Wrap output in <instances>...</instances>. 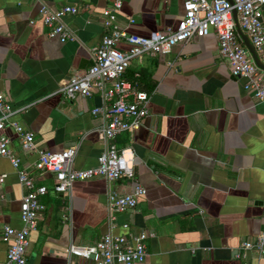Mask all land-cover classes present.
<instances>
[{"label": "crops", "instance_id": "obj_1", "mask_svg": "<svg viewBox=\"0 0 264 264\" xmlns=\"http://www.w3.org/2000/svg\"><path fill=\"white\" fill-rule=\"evenodd\" d=\"M183 2L123 0L117 20L128 33L149 36L175 28ZM46 3L79 7L63 17L73 40L61 42L47 34L38 0H0V93L21 108L15 119L33 133L36 151H23L12 129L5 134L22 166L34 162L39 150L73 146V167L86 169L96 165L105 148L104 119L92 110L110 101L98 90L75 100L60 90L92 65V48L103 34L101 22L111 0ZM125 76L149 94V114L139 128L116 137L118 146L132 149L134 178L76 180L70 194L61 195L52 190V173L33 171L48 191L41 198L46 208L29 235L27 264H93L67 256L65 248L94 244L110 229L153 234L145 240V260L137 264H264L255 252L241 248L264 228V104L231 75L219 56L215 32L166 53L134 58ZM2 174L0 264L7 251L3 226L23 225V190L9 159L0 156ZM135 184L145 188V195L133 209L117 214L111 228L105 210L108 188L128 192Z\"/></svg>", "mask_w": 264, "mask_h": 264}, {"label": "built area", "instance_id": "obj_2", "mask_svg": "<svg viewBox=\"0 0 264 264\" xmlns=\"http://www.w3.org/2000/svg\"><path fill=\"white\" fill-rule=\"evenodd\" d=\"M38 1V15L49 28L47 34L57 37L61 42L73 40L74 35L64 24L63 17L78 13L79 7L63 5L52 8L46 0ZM122 2L123 0H111L104 13L101 22L103 34L98 44L92 48V65L80 76L70 77L60 90L69 100L89 97L98 90L110 101L108 107H96L92 110L93 114L99 113L104 119L100 132L105 148L97 157L95 166L75 169L73 161L76 148L73 146L59 152L39 150L34 162L22 166L20 158L10 148V138L5 134V129L13 130L23 151H36L34 136L15 119L21 108H14L0 93V156L9 159L23 190L20 200L22 227L4 225L2 229L1 239L7 244L3 264H27L29 235L37 228L46 208L41 198L47 193L48 187L37 182L33 171L52 173V190L61 195L70 194L76 180L102 177L107 182H112L121 178H134L131 147H121L116 143L118 134L138 129L149 114V94L139 90L125 76L132 59L143 54L154 56L169 52L174 45L204 36L212 29L217 38L219 56L227 62L231 75L242 80L243 89L257 102L264 104V71L253 62L236 32L232 17V10L235 9L239 26L264 63V0H232V3L228 0H184V14L176 27L155 31L149 36L128 33L125 27L119 25L117 15ZM132 22L133 19H129V23ZM122 42L128 47L120 48L119 44ZM4 177L5 174L0 175V182ZM145 192L140 184H135L128 192L108 188L105 210L111 228L117 214L133 209ZM123 227L127 228L128 224L124 223ZM152 235L146 231L114 234L110 229L94 244L70 243L65 248V253L67 256L89 258L93 264L142 263L147 254L145 240ZM241 248L245 252L253 251L264 259V228L254 240L243 241Z\"/></svg>", "mask_w": 264, "mask_h": 264}, {"label": "water", "instance_id": "obj_3", "mask_svg": "<svg viewBox=\"0 0 264 264\" xmlns=\"http://www.w3.org/2000/svg\"><path fill=\"white\" fill-rule=\"evenodd\" d=\"M230 3H232V0H228ZM232 17L235 24V29L237 34L242 40V43L246 47V49L249 51V54L251 55V58L253 62L264 71V63L259 58L258 54L256 53L252 43L250 42L248 36L242 31L241 27L239 26L238 20H237V14L235 9L232 10ZM93 257V256H91Z\"/></svg>", "mask_w": 264, "mask_h": 264}, {"label": "trees", "instance_id": "obj_4", "mask_svg": "<svg viewBox=\"0 0 264 264\" xmlns=\"http://www.w3.org/2000/svg\"><path fill=\"white\" fill-rule=\"evenodd\" d=\"M132 82V81H131Z\"/></svg>", "mask_w": 264, "mask_h": 264}]
</instances>
